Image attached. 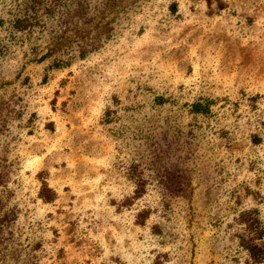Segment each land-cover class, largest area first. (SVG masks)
Wrapping results in <instances>:
<instances>
[{"label": "rangeland", "instance_id": "374dc122", "mask_svg": "<svg viewBox=\"0 0 264 264\" xmlns=\"http://www.w3.org/2000/svg\"><path fill=\"white\" fill-rule=\"evenodd\" d=\"M36 2L0 0V264H247L264 0Z\"/></svg>", "mask_w": 264, "mask_h": 264}, {"label": "trees", "instance_id": "16d2710c", "mask_svg": "<svg viewBox=\"0 0 264 264\" xmlns=\"http://www.w3.org/2000/svg\"><path fill=\"white\" fill-rule=\"evenodd\" d=\"M35 3H28L23 7L18 8V13L13 15L12 26L17 32L32 31L37 24H42L43 16L47 13H56L58 5L41 6L37 0H32ZM51 43L50 52L59 51L62 46V37H55ZM61 61H64L61 57ZM198 112H206L201 108ZM137 196H140L144 192V182L138 184V189L135 191ZM42 198L47 201H53L55 194L51 193L50 188L44 183V187L41 190ZM242 223L246 226V234L243 235L242 245L246 248L249 254L247 264H261L264 263V221L260 217L258 209L246 210L241 214ZM143 222V220L141 221Z\"/></svg>", "mask_w": 264, "mask_h": 264}]
</instances>
